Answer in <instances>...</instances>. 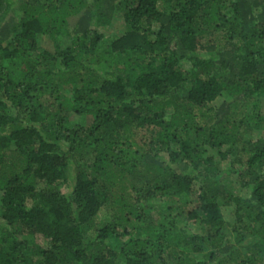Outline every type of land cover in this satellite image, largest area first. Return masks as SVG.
Listing matches in <instances>:
<instances>
[{
    "label": "trees",
    "instance_id": "trees-1",
    "mask_svg": "<svg viewBox=\"0 0 264 264\" xmlns=\"http://www.w3.org/2000/svg\"><path fill=\"white\" fill-rule=\"evenodd\" d=\"M0 264H264V0H0Z\"/></svg>",
    "mask_w": 264,
    "mask_h": 264
},
{
    "label": "rangeland",
    "instance_id": "rangeland-1",
    "mask_svg": "<svg viewBox=\"0 0 264 264\" xmlns=\"http://www.w3.org/2000/svg\"><path fill=\"white\" fill-rule=\"evenodd\" d=\"M98 30H99V33L105 34V36L108 37V38H112L113 36H120V33H121V25H120V23H119V21H118L117 18H113V20L111 21L110 25H105L104 27L99 28ZM42 46L43 47H49L50 45H48L46 42L43 41ZM216 104H218V101H217ZM71 120H73L77 124L79 122H82L81 120H79V118L77 116H72L71 117ZM260 134H262V131L259 132V135ZM223 169H226V167H223ZM61 190H62V192L66 193V191L68 189H67V187H62ZM242 195L244 196V195H246V193L245 192H242ZM222 213L225 216H229V213H228L227 210H223Z\"/></svg>",
    "mask_w": 264,
    "mask_h": 264
}]
</instances>
